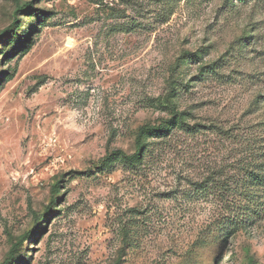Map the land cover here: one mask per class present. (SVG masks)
I'll return each instance as SVG.
<instances>
[{
	"label": "rangeland",
	"instance_id": "374dc122",
	"mask_svg": "<svg viewBox=\"0 0 264 264\" xmlns=\"http://www.w3.org/2000/svg\"><path fill=\"white\" fill-rule=\"evenodd\" d=\"M0 264H264V0H0Z\"/></svg>",
	"mask_w": 264,
	"mask_h": 264
},
{
	"label": "trees",
	"instance_id": "16d2710c",
	"mask_svg": "<svg viewBox=\"0 0 264 264\" xmlns=\"http://www.w3.org/2000/svg\"><path fill=\"white\" fill-rule=\"evenodd\" d=\"M25 7H27V5H23L20 9L18 8L15 11V13L22 11ZM17 23H18L17 20H14V24L16 25ZM180 116H181V114H180ZM180 116L174 113L172 120L174 121V117H175V119L176 118L180 119L181 118ZM180 122H181V124H184V122L181 119H180ZM180 126L182 127L183 125H180ZM164 127H165L164 125H158V126H153L151 128H149V127L142 128V129L139 130L138 136H146V135H147V137L164 136V134H166V129ZM144 148H145V145H139L138 144L137 147H136V152L135 153H133L131 155H126L124 153H119V156L122 157L123 162H125L126 164L131 165V166H135V165H137L138 163L141 162L142 157H143ZM47 212H50V209Z\"/></svg>",
	"mask_w": 264,
	"mask_h": 264
}]
</instances>
